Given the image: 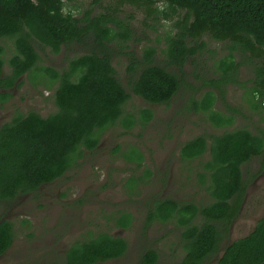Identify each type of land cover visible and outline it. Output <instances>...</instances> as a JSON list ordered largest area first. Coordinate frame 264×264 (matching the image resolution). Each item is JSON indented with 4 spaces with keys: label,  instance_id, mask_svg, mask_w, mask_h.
I'll use <instances>...</instances> for the list:
<instances>
[{
    "label": "rangeland",
    "instance_id": "rangeland-1",
    "mask_svg": "<svg viewBox=\"0 0 264 264\" xmlns=\"http://www.w3.org/2000/svg\"><path fill=\"white\" fill-rule=\"evenodd\" d=\"M64 12L83 19V23L100 17L108 19L114 35L108 48L112 64L131 96L125 113L134 115L137 124L127 130L120 121L108 128L101 134L98 151L85 154L58 182L35 196L0 201V221L12 222L16 239L15 249L0 264L63 262L65 252L74 243L100 234L116 235L128 246L121 259L105 264H141L142 255L148 250L159 254L156 264L181 262L185 256V226L178 217L166 223L151 221L149 213L159 200L198 207L214 202L208 190L211 174L205 169L210 152L193 160L183 159L181 149L188 141L205 137L210 145L213 137L238 129L264 137V103L257 106L253 95L254 88L261 89L256 70L264 58L233 52L229 41H218L206 34L198 42L189 43L197 53L188 57L182 67L170 64L168 41L178 32L185 11L173 12L167 5L152 8L138 0H64ZM126 32L128 37L123 38L121 35ZM33 46L40 58L39 70L24 75L8 89L12 97L0 106L4 121L30 112L43 117L57 112L55 93L59 81L42 69L63 74L71 60L99 53L102 48L94 35L63 46L59 54L36 40ZM0 47L4 53V74L8 76L15 45L5 38ZM149 49L155 50V65L165 66L182 81L169 105H150L132 92L131 84L148 64ZM223 62H232L236 67L235 75L228 80ZM132 64L136 65L133 73ZM209 94L215 98L212 111L232 118L231 125L217 127L211 112L196 110V104ZM147 108L154 115L151 122L143 124L140 112ZM133 147L144 158L140 166L129 160L134 155ZM242 172L245 188L237 198L240 210L223 233L222 248L249 235L264 216V154L243 165ZM134 178L139 182L130 186V179ZM125 215L131 217V225L121 228L118 220ZM202 223L201 216L193 222ZM224 227L219 225L222 230Z\"/></svg>",
    "mask_w": 264,
    "mask_h": 264
},
{
    "label": "trees",
    "instance_id": "trees-1",
    "mask_svg": "<svg viewBox=\"0 0 264 264\" xmlns=\"http://www.w3.org/2000/svg\"><path fill=\"white\" fill-rule=\"evenodd\" d=\"M149 7L167 5L173 12L185 11L179 21L178 32L168 41L170 64L182 67L188 57L196 55L190 42L210 34L218 41H229L231 51L249 53L264 58V0H138ZM108 19L100 17L83 23L72 13L64 12V0H0V41L14 42L16 54L9 60L11 73L4 74L5 61L0 47V89L10 88L26 74L38 71L40 60L33 41H38L59 54L63 46L82 42L95 36L101 46L98 52L82 55L70 61L63 74L50 68L42 69L59 81L55 93L57 112L43 117L36 112L17 115L0 130V200H12L16 195L34 192L44 184L62 178L87 150L100 142L101 134L108 128L121 125L132 129L137 120L125 113L130 94L117 77L112 64L109 44L114 40ZM128 37V33L121 35ZM155 50L147 51V66L131 84L132 92L150 105H169L178 94L182 81L165 66L154 64ZM226 80L235 75L236 67L222 63ZM136 65L130 66L135 72ZM258 87L253 89L257 106L264 103V59L256 70ZM3 100L10 97L1 93ZM258 97L260 98L258 100ZM215 98L209 94L197 111L212 113L211 120L217 127L232 124L212 111ZM151 108L140 112L143 124L153 119ZM129 160L139 166L143 156L135 147ZM119 148L117 149V151ZM209 150L211 159L205 164L210 172L209 193L214 202L205 207L181 204L175 200L157 201L149 213L151 221L168 222L178 217L186 227L184 231L186 256L175 264H205L217 256V264L264 263V216L254 230L241 239L222 248L223 233L240 210L237 201L245 188L242 166L253 157L264 154V137L248 129H238L213 137L208 145L205 137L185 143L181 156L193 160ZM150 175V173H149ZM148 175V176H149ZM138 179H130L134 186ZM237 201V202H236ZM201 216V226L192 225ZM120 227L128 228L131 217L118 220ZM223 224L224 230L219 228ZM14 229L11 222L0 224V255L11 245ZM127 243L109 234L73 244L64 264H96L123 256ZM159 255L148 250L142 264H156Z\"/></svg>",
    "mask_w": 264,
    "mask_h": 264
},
{
    "label": "flooded vegetation",
    "instance_id": "flooded-vegetation-1",
    "mask_svg": "<svg viewBox=\"0 0 264 264\" xmlns=\"http://www.w3.org/2000/svg\"><path fill=\"white\" fill-rule=\"evenodd\" d=\"M17 84V83H16ZM16 86V85H15ZM10 88H12V87H10ZM10 88H3V89H0V94L1 93H8L9 95H10V97L8 98V99H6V100H3L2 99V97L0 96V106L1 107H3V106H5L8 102H9V99H11V94H10V92H9V90L8 89H10ZM15 117H12L10 120H8V121H4V117H1L0 116V130H1V128L4 126V125H6V124H9V123H11L12 121H13V119H14ZM99 150V144L96 146V148L95 149H93V150H87L86 152H85V154H86V156H88V155H92L93 153H95L96 151H98ZM61 179V178H60ZM60 179H58V180H56V181H54V182H51V183H47V184H44V185H42L41 187H39L36 191H34V192H28V193H23V194H19V195H16L12 200H15V199H17V198H20L22 195H27V196H35L37 193H39L40 191H42V189L43 188H45V187H47V186H51V185H53V184H55L56 182H58ZM12 200H0V201H7V202H11ZM4 221H8V222H11L10 220H1L0 221V224H1V222H4ZM194 222V221H193ZM12 223V222H11ZM192 225H194V224H192ZM197 226H201L200 224L199 225H197ZM121 228H123V227H121ZM186 228V227H185ZM114 237H116V238H120V237H117L116 235H113ZM121 239H123V238H121ZM124 240V239H123ZM236 241V240H235ZM12 243H11V245H10V247L4 252V253H2L1 255H0V261H2V260H4L9 254H10V252L12 251V250H14L15 249V246H16V239L15 238H13L12 239V241H11ZM126 242V241H125ZM127 243V242H126ZM233 243V242H232ZM75 244V243H74ZM70 248V247H69ZM69 248L67 249V251L65 252L66 254H65V258H64V261L62 262H59V263H57V262H55V263H51V264H64L65 263V261H66V256H67V252H68V250H69ZM127 248H128V246H127ZM127 251V250H126ZM147 252V251H146ZM145 252V253H146ZM126 253V252H125ZM144 253V254H145ZM143 254V255H144ZM125 255V254H124ZM123 255V256H124ZM143 255H142V258H143ZM159 255V254H158ZM123 256H121V257H119V258H115V259H110V260H107V261H102V262H98V263H96V264H105V263H109V262H113V261H116V260H119V259H121ZM185 256H186V252H185ZM185 256H184V258H185ZM142 258H141V264H142ZM184 258H183V260H184ZM182 260V261H183ZM217 256L216 257H214L212 260H210V261H206L205 262V264H217ZM179 263V262H178ZM173 264H175V263H173ZM262 264H264V263H262Z\"/></svg>",
    "mask_w": 264,
    "mask_h": 264
}]
</instances>
